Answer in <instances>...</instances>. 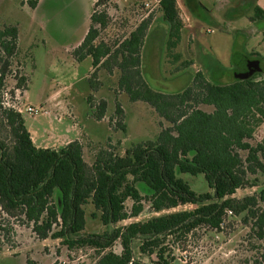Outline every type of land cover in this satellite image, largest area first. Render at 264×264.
I'll use <instances>...</instances> for the list:
<instances>
[{
  "label": "trees",
  "instance_id": "16d2710c",
  "mask_svg": "<svg viewBox=\"0 0 264 264\" xmlns=\"http://www.w3.org/2000/svg\"><path fill=\"white\" fill-rule=\"evenodd\" d=\"M108 1L95 3L89 31L73 51L77 61L92 59L91 92L86 98L92 116L100 122L107 111V102L95 98L103 87L100 72H118V87L130 101L147 103L168 126L155 141L133 145L123 155L114 153L109 144L88 164L79 140L62 148L37 147L23 115L5 107L0 98V129L10 138V143L0 139V208L10 217L23 216L42 240L51 237L69 248L95 249L94 264H141L135 257L137 249L143 256L155 255L154 264H169L163 247L168 236L199 226L220 230L227 211L243 215V224L264 242V188L242 199L234 197L238 190L256 187L257 176L264 175V139L253 143L255 130L264 122V79L215 84L196 72L180 92L157 91L142 73V50L153 16L142 19L120 40H107L101 32L109 25ZM254 10L255 18L264 20V12ZM158 11L169 28L167 60L178 62L182 56L175 50L184 23L177 0H161ZM18 41L16 26L0 28V93L14 75L15 64L19 65ZM14 79L17 90H27L28 76L14 75ZM111 123L126 131L118 100ZM180 174L203 175L211 192H194ZM129 199L133 201L130 210ZM145 202L159 215L119 225L140 216ZM187 205L193 209L164 213ZM88 207L93 208L91 217L104 226L102 234H84ZM117 241L120 253L111 251ZM261 260L264 263V253Z\"/></svg>",
  "mask_w": 264,
  "mask_h": 264
},
{
  "label": "rangeland",
  "instance_id": "374dc122",
  "mask_svg": "<svg viewBox=\"0 0 264 264\" xmlns=\"http://www.w3.org/2000/svg\"><path fill=\"white\" fill-rule=\"evenodd\" d=\"M36 1V6H33ZM117 1H108L106 12L109 25L101 32L102 38L111 41L128 35L145 19L148 10L145 8L148 0H137L125 6ZM200 1L211 10L218 24L196 21L191 16L196 21L195 27L192 22V28L184 31V40L175 50L182 56L178 62L167 60L163 53L165 30L160 24L158 7L150 14L153 16L151 29L147 34L146 50L142 53V73L148 85L159 92L174 94L185 89L196 72L203 73L207 80L215 84L231 83L236 79L231 69L239 66L236 54L258 61L260 71L251 78L255 81L264 79V21L255 25L243 16L227 22L214 7L215 0ZM96 2L0 0V28L16 26L19 30L21 53L16 59L19 65L17 67L15 64L13 74L29 78L28 88L23 91L17 90L14 75L8 77L0 98L8 97L24 111L28 107L40 109L38 114H22L35 145L62 148L69 141L80 140L88 164H92L98 150L108 149L109 144L114 146L111 149L114 153L123 155L133 145L155 141L162 129L168 126L167 121L147 103L130 101L128 95L118 87V72L113 75L100 72L103 87L95 98L107 102V111L103 121L93 118V110L86 101L91 92L88 78L93 69L92 59L87 57L77 61L73 50L91 24L90 17ZM185 11H180L184 26L190 23L183 14ZM193 27L194 36L191 33ZM211 30L212 33L209 32ZM205 44L213 51H209ZM182 62L192 64L183 69ZM6 93L8 96H5ZM116 100L124 111L126 131L115 129L111 123ZM255 135L259 137H255L254 144L264 139V122L255 130ZM0 139L10 143L6 130L0 129ZM179 177L198 194L211 192L203 175L180 174ZM257 177L256 187L238 190L234 197L242 199L259 193L264 188V175ZM140 189L144 192L142 186ZM132 205L133 201L127 200L129 210ZM192 209L193 206L187 205L164 213ZM92 211L93 208L88 207L84 234H102L105 228L98 219L91 217ZM158 215L150 203L145 202L138 220H128L119 225L147 221ZM242 220L243 215H230L224 219L225 226L220 230L199 226L189 233L168 236L163 247L169 264H264L261 260L264 242L256 239L251 227L243 224ZM111 251L120 253V241L113 245ZM138 251L135 257L141 264H154L157 261L155 255L143 256ZM97 253L89 247L69 248L61 239L49 237L42 240L23 216L10 217L0 208V264H27L28 261L34 264H94L98 259Z\"/></svg>",
  "mask_w": 264,
  "mask_h": 264
},
{
  "label": "crops",
  "instance_id": "0c3cea01",
  "mask_svg": "<svg viewBox=\"0 0 264 264\" xmlns=\"http://www.w3.org/2000/svg\"><path fill=\"white\" fill-rule=\"evenodd\" d=\"M134 1H137V0H118L117 2H118V4H121L122 6H125L126 4H128L130 2H134ZM140 1H144L145 2L147 0H140ZM177 3H178V6H179L181 12L186 10L185 11L186 13L184 12L183 14L186 17V21L190 22L189 25L185 24V26H184L181 42L184 40V37H185V34H184L185 32L184 31H186L189 28H192L193 25L195 27V23H196L197 20L198 21H204V22L210 23V24H218V22L216 21V18L213 15V13L211 12V10H209L207 8V6L204 5L200 0H177ZM214 7H216V9L218 10V13L227 22H233V21H235L238 18L243 17V16H246L247 18H249V20L252 23H254L255 25L264 21V20H258V19L255 18V10H254L256 7H258L264 12V0H215ZM118 9H120V8H118ZM160 15H161V13H160ZM191 16L194 17V19L196 21H194ZM160 21H162V22H160V24L163 26V29L165 30V35H164V39H163V47H164L163 53L167 54L166 41H167V35H168V29L169 28H168L167 23L163 20L162 15L160 17ZM192 22H193V25L191 24ZM194 27H193V29L191 31L193 36H194V30H195ZM89 28H90V26L86 29L81 42L83 41V39L85 38L86 34L88 33ZM209 32L212 33L213 31L211 30ZM147 38L148 37H146V39H145V45L143 47L142 53H143L144 50H146ZM81 42H80V44H81ZM205 45H207V48H209V51L210 50L213 51L212 48L208 44H205ZM205 45H204V48H206ZM147 53L149 54L148 51H147ZM165 56H167V55H165ZM237 56L238 55L236 54L235 58ZM243 57H245V56H243ZM245 58H247V57H245ZM247 59H251V58H247ZM231 70L234 71V74L237 72V69L235 67L232 68ZM257 137H259V136H257ZM32 139H33V137H32ZM69 142H71V141H69ZM69 142H67V144ZM37 147H39V148H47V147H40V146H37Z\"/></svg>",
  "mask_w": 264,
  "mask_h": 264
},
{
  "label": "built area",
  "instance_id": "2783aa9c",
  "mask_svg": "<svg viewBox=\"0 0 264 264\" xmlns=\"http://www.w3.org/2000/svg\"><path fill=\"white\" fill-rule=\"evenodd\" d=\"M111 1H114V0H111ZM160 2H161V0H153V1H148V2L145 3V8L148 9L147 10V14L145 15V18H147L153 12V10L156 7H159ZM5 96H8V94L6 93ZM2 100H3V104H4L5 107H7L9 109H12V110H14V111H16V112H18L20 114H23L24 112L31 113V114H38L39 112H41L40 109H37V108H34V107H28L26 109V111H24V109L22 107H20L17 102L9 101L8 97H3ZM43 113H48V111H45V112L43 111ZM226 213H227V216L233 215L232 211H227ZM137 218H130V219H127L126 221H128V220H138ZM126 221H124V222H126ZM126 225H128V224H126ZM224 226H225V222H223L221 224L220 228L222 229Z\"/></svg>",
  "mask_w": 264,
  "mask_h": 264
},
{
  "label": "water",
  "instance_id": "95a60500",
  "mask_svg": "<svg viewBox=\"0 0 264 264\" xmlns=\"http://www.w3.org/2000/svg\"><path fill=\"white\" fill-rule=\"evenodd\" d=\"M235 59L236 63L245 70L243 73L236 74V79H247L260 71L259 62L256 60H250L243 56H238Z\"/></svg>",
  "mask_w": 264,
  "mask_h": 264
},
{
  "label": "flooded vegetation",
  "instance_id": "af4514ba",
  "mask_svg": "<svg viewBox=\"0 0 264 264\" xmlns=\"http://www.w3.org/2000/svg\"><path fill=\"white\" fill-rule=\"evenodd\" d=\"M240 69L239 70H237V72L235 73V75L236 74H239V73H243V72H245V70L242 68V67H239Z\"/></svg>",
  "mask_w": 264,
  "mask_h": 264
}]
</instances>
